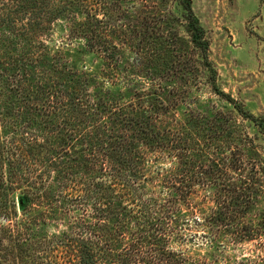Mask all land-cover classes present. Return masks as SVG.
<instances>
[{
	"label": "trees",
	"instance_id": "trees-1",
	"mask_svg": "<svg viewBox=\"0 0 264 264\" xmlns=\"http://www.w3.org/2000/svg\"><path fill=\"white\" fill-rule=\"evenodd\" d=\"M177 1L192 58L143 15L146 0H0V264H264V212L262 231L238 222L263 192L256 161L220 139L229 129L217 114L206 127L202 118L160 120L174 109L161 98L164 76L177 91L206 73L210 91L264 135V116L218 89L203 28L190 1ZM60 19L102 59V76L49 49ZM118 76L127 101L105 87ZM148 152L176 166L153 169ZM194 185L214 191L200 208L206 217L184 209ZM186 213L211 230L195 233L206 256L181 249L192 240ZM60 216L68 231L42 234L38 221ZM227 237L240 257L229 255Z\"/></svg>",
	"mask_w": 264,
	"mask_h": 264
},
{
	"label": "rangeland",
	"instance_id": "rangeland-1",
	"mask_svg": "<svg viewBox=\"0 0 264 264\" xmlns=\"http://www.w3.org/2000/svg\"><path fill=\"white\" fill-rule=\"evenodd\" d=\"M191 8L204 31V38L209 45L208 59L216 71V85L220 91L228 95L237 106L243 108L254 118L264 116V0H189ZM143 8V15L149 18L152 25L162 32L180 54L185 55L184 59L192 58L187 44V33L185 31L184 11L177 0H146ZM80 19H83L80 16ZM154 28V30H155ZM68 32V22L58 20L54 23L47 36L46 44L51 51H60L64 61L78 71H84L89 75L102 76L104 62L99 56L87 52L81 41L71 40ZM176 52V51H175ZM177 53V52H176ZM126 56L131 58L132 54L127 51ZM120 65V70L123 69ZM167 71H170L168 68ZM164 74V73H163ZM160 83L169 86L171 94L166 90L161 97L167 104L174 105V109L167 116H162L161 121L169 124L185 122L191 119L202 118L206 127L207 119L211 122L215 115H219L220 124L229 130L223 132L220 139L225 143H231V149L237 153V148L244 151L247 159L256 161V168L262 178L263 192L258 196L257 201L247 212L243 219L238 222L249 227L260 229L262 213L264 212V135L251 121L244 120L237 111L224 99L214 95L208 86L206 73H196L195 76L184 82L187 90L180 88L175 91L176 84L168 82L169 78L164 76ZM174 86V87H173ZM116 96H121L125 101L132 98V93L127 89L126 84L118 76L113 85L105 86ZM138 89V88H137ZM175 92L177 93L174 96ZM170 100V101H169ZM210 123L208 129L212 127ZM205 128L203 127L201 131ZM209 131V130H208ZM203 134L206 133L201 132ZM165 151V150H163ZM163 153V152H161ZM257 154V155H256ZM157 153H147L153 161L149 163L153 169H169L176 166V160L161 159L153 160ZM159 168V169H160ZM157 191H163L160 186V179H156ZM192 194L188 201V207L184 208L189 212L197 210L196 216H205L199 212L204 208L211 207L209 199L213 196L212 188H204L194 185ZM18 212V211H17ZM193 214L186 213L190 226L189 235L191 243L184 244L181 249H187L193 256H206L209 247L200 244L202 241L198 235L202 231H211L204 224L197 228L192 217ZM40 231L47 237L61 235L68 231L67 220L62 216L57 219L47 220L45 223L38 221ZM262 231V230H261ZM224 244L228 247L229 255L240 257V252H235L230 243L229 237ZM198 240V241H196ZM194 241V242H193ZM204 243V242H203ZM178 248L179 245H173ZM252 247L245 245L244 248ZM236 250H239L238 248Z\"/></svg>",
	"mask_w": 264,
	"mask_h": 264
}]
</instances>
